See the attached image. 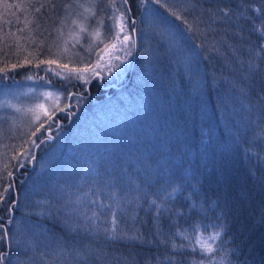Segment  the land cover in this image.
Masks as SVG:
<instances>
[{
	"label": "trees",
	"instance_id": "1",
	"mask_svg": "<svg viewBox=\"0 0 264 264\" xmlns=\"http://www.w3.org/2000/svg\"><path fill=\"white\" fill-rule=\"evenodd\" d=\"M68 1L0 0V76L4 77L0 80V90L10 89L12 83L19 82L16 73L23 70H34L36 77L41 76L35 68H44L37 65V59L45 54H34L31 40L33 36L52 37L49 23L60 17ZM176 1L183 3L177 7L183 12L181 17L191 20L189 5L192 0ZM138 2L142 0H128L127 4L136 19ZM157 8L158 14L163 13L159 16L166 17L169 24L172 22L188 34L186 50L190 54L199 53L193 56L197 63L191 62L192 68L188 69L181 64L177 67L175 56L165 54L157 61L156 68H142V42L134 32L135 62L124 84L120 85V75L116 74L115 82L100 76L88 83H73L71 92L65 88L70 110L68 116L59 113L54 117L62 124L59 130H51L56 140L51 141L50 132L43 129L32 161L18 164L14 153L0 158V223H4L10 233H16L15 221L27 218L62 236L63 228L56 217L62 216L63 211L58 210L66 201H75L87 192L97 172L111 170L114 166L117 174L124 172L135 183L144 181L149 175L159 177L149 190V200L155 196L158 202H164L161 200L164 197L165 206L176 209L193 201L203 204L209 209V221L213 218V205L216 214L228 213L227 228L230 230L228 235L222 233L217 238L214 253H202L195 245L197 235L202 234L207 240L213 228L205 231L201 227L193 232L189 227L192 221L185 223L179 216L165 213L172 219L162 220L164 232L174 233L177 228L186 232L188 239L176 235L175 242L195 245L196 260L205 258L207 264L211 259L212 264H219L223 258L225 264L228 261L264 264V222L260 218L261 208H264V103H261L264 81L259 78L246 81L239 70L230 72L217 54L208 50V45L200 48L204 38L188 33L178 14L164 15L161 10L164 8ZM222 8L231 9L232 22L243 29L244 41L237 38L232 43L244 45L239 55L247 61L248 41L253 46L264 43L258 39L264 32V0H201L196 14L200 9L216 12ZM258 8L262 10L257 12ZM236 12L243 13L239 20ZM45 26L48 31L42 28ZM256 63H261V58H256ZM233 82L237 85L235 89ZM249 85L250 91L242 97L239 89H248ZM63 86L55 83L51 87L63 90ZM242 99L243 104L250 105V110L243 107ZM59 144L61 148L53 163L42 169L46 157ZM168 180L171 183H166ZM134 187L135 184H130V188ZM173 188L178 190L173 193ZM31 189L33 194L30 195ZM156 189L163 190L156 194ZM165 191L171 198L165 197ZM189 196L191 199L185 200ZM83 199V204L74 206L91 208L88 198ZM143 208L147 209L148 204L143 203ZM151 211L155 213L156 209L153 207ZM139 215L144 218L145 212L141 210ZM10 218L14 221L12 224L7 223ZM172 221L176 223L169 230ZM182 250L191 252L192 248ZM39 251L48 250L41 248ZM127 251L138 264H144L153 254L159 255L149 245H130ZM225 251L227 257L223 255ZM11 255L14 259L15 252ZM43 260L46 264H58L51 254ZM37 264H41L39 252Z\"/></svg>",
	"mask_w": 264,
	"mask_h": 264
},
{
	"label": "snow or ice",
	"instance_id": "2",
	"mask_svg": "<svg viewBox=\"0 0 264 264\" xmlns=\"http://www.w3.org/2000/svg\"><path fill=\"white\" fill-rule=\"evenodd\" d=\"M159 2L160 0H155V3L158 4ZM200 2L201 0H192L189 5L192 13L191 22L187 17H179L183 20L186 31L202 36L204 39L200 44V48L203 49L208 45V50L211 53H216L225 68L230 72L239 70L241 78L246 81H252L256 78L264 81V57H261V53H264V43L253 46L251 41H248L246 47L250 55L248 60L245 61L239 55L244 45L238 46L232 43L237 38L244 41L243 29H239V26L232 22V10L222 8L213 12L212 9H200L196 14ZM261 10L260 8L256 9L257 12ZM168 11L171 16H177V11L171 8ZM235 16L239 20L243 13L236 12ZM246 19L250 18L246 17ZM146 20L150 30L146 34L153 35L158 46L163 48L165 52L174 55L178 63L190 64L191 57L199 55L196 52L186 54L183 47L186 41L183 40V35H177L172 31L166 17L149 13ZM218 22L223 27L219 26ZM132 23L135 24V21H132ZM201 25H204V27L201 28ZM121 31L123 32V28H121ZM133 31H135L134 28ZM253 31H258V29H253ZM210 35L211 39L209 40ZM116 39L123 44L130 40V36L124 35L123 40L120 41L117 34ZM258 39L264 40V32H261ZM113 48H115V45H113ZM221 49H224V51H221ZM128 55H131L130 50ZM256 58H261V63H256ZM41 63L52 65L56 61L47 60L41 61ZM98 65L99 62H97ZM12 67L15 68L17 65ZM60 69L61 71L67 70L69 74L76 72L77 78H80V72L85 71V69H69L66 64L61 65ZM49 70L54 71L57 76L61 74L60 71ZM95 75L98 76L99 73L96 72ZM27 78L31 79V77ZM2 79L4 77L0 76V80ZM232 86L234 89L237 87L235 82ZM250 89L251 85L248 89L240 88L241 96L246 97ZM241 103L243 107L250 110V105L243 104V99ZM261 103H264V95L261 96ZM57 110L62 111L63 109ZM48 119L51 120L50 115ZM33 144L35 145L34 141ZM159 179V177L149 175L144 181L135 183L127 177L126 173L117 174L114 166L111 170L105 169L103 172H97L87 192L82 193L75 201H66L58 210V212L63 211L62 216L58 215L56 217L63 228L64 234L62 236L46 230L41 223H32L27 218L15 221L18 236H16V233H10L4 223H0V248L5 249L0 251V264H37L38 252L41 264H46L43 258L50 254L55 257L58 264H138L132 253L127 251L130 245H140L141 247L149 245L159 253V255L153 254L149 260H145L144 264H153V261L154 264H205V258L199 260L194 258L195 245L199 246L202 253H214L213 245L217 238H220L222 233L228 235L230 230L227 228L228 221L226 217L228 213L222 211L216 214V206L213 205V218L209 221V209L204 207L203 204L197 205L193 201L186 203L181 209H176L166 207L167 201L164 200V197H161L164 202H158L155 196L149 200V190ZM166 183H171V180L166 181ZM130 184H135V187L130 188ZM162 190L156 189V194ZM177 190L173 188L172 191L174 193ZM118 192L124 194L117 195ZM132 192L137 194L132 195ZM165 197L171 198V194L165 191ZM83 198H88L87 204L91 205V208L87 205L83 209L74 206L83 204ZM242 198L245 197L242 196ZM190 199V196L185 198V200ZM106 200L111 202H106ZM15 203L13 201V204ZM143 203L148 204L147 209L143 208ZM153 207L156 209L155 213L151 211ZM141 210L145 212L144 218L139 215ZM165 213L179 216L184 219L185 223L192 221L189 223V227L193 229V232H197L201 227H204L205 231L211 227L214 231L208 236L207 240L203 239L202 234L197 235L195 245L177 244L174 239L176 235L183 236L186 239L188 237L186 232H181L179 228L174 233L164 232L162 220L172 219V216H165ZM40 215H44V213H40ZM47 215L52 218L51 212H48ZM260 218L264 222V208H261ZM197 221H209V223H198ZM13 222V219L10 218L7 223L12 224ZM175 223V221H172L169 224V230ZM42 236L44 239H41ZM229 239L234 240L235 237H229ZM189 247L192 248L191 252L182 250ZM41 248L48 251L40 252ZM13 251L15 252L14 259L11 255ZM223 255L227 257L228 252L225 251ZM207 264H212V260L208 259ZM219 264H225V260L222 258ZM228 264H232V261H228Z\"/></svg>",
	"mask_w": 264,
	"mask_h": 264
},
{
	"label": "rangeland",
	"instance_id": "3",
	"mask_svg": "<svg viewBox=\"0 0 264 264\" xmlns=\"http://www.w3.org/2000/svg\"><path fill=\"white\" fill-rule=\"evenodd\" d=\"M127 4L128 0L126 2L125 0H69L64 4L60 17L54 18L49 23L52 37L45 39L46 36L41 38L33 36L32 51L36 55L45 54V58L37 59V65L44 68H35L41 74L38 77L34 70L18 72L16 77L20 79L19 82L12 83L13 87L10 89L0 90L1 159L7 158L9 153H14L18 164L22 161H32L35 146L38 145L43 129L50 132L51 141L56 140L52 137L51 130H59L62 124L54 117L59 113L68 116L70 104L65 88L71 92L73 83H88L100 76L107 77L109 82H115V75L118 74L120 85L124 84L133 66L132 63L135 62V59L133 60L136 45L134 32L140 35L137 40L142 42L140 45V52L143 56L140 62L142 68H156L157 61L162 60L165 54L173 56L158 46L153 35L146 34L150 32L146 18L149 13L158 16L163 14L162 12L158 14L157 6L164 8L161 9L164 15L165 13L168 15V9L171 8L181 17L183 12L178 11L177 7L183 3L175 2V0H160L157 4L155 0H142L138 6L136 5L137 19L130 14ZM132 21H135V24ZM170 25L173 32L177 35L182 34L184 41L187 39V33L177 29L172 22ZM42 28L48 31V27ZM117 34L120 41L123 40L124 35H129L130 40L121 44L116 39ZM183 47L186 54H190V52L187 53L185 44ZM129 50L131 55H128ZM47 60H53L56 63L52 65L41 63ZM175 61L177 67L181 64L183 68H192L191 63H178L176 57ZM97 62H99L98 66ZM191 62L197 63L193 56ZM65 64L69 69H85V71L80 72V78H77L76 72L69 74L67 70L61 71L60 66ZM49 69L60 71L61 74L57 76ZM96 72L99 73L98 76L95 75ZM55 83L64 85V89H53L51 86ZM41 105L43 107H40ZM57 109L63 110L58 111ZM49 115L51 120L48 119ZM60 148L59 144L53 149V153L46 157L42 169L53 163ZM28 194H33V189L29 190Z\"/></svg>",
	"mask_w": 264,
	"mask_h": 264
}]
</instances>
